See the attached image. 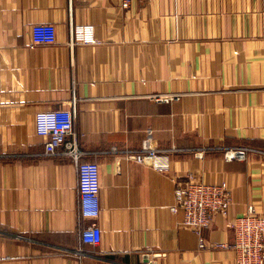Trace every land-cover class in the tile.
I'll list each match as a JSON object with an SVG mask.
<instances>
[{
	"label": "crops",
	"instance_id": "0c3cea01",
	"mask_svg": "<svg viewBox=\"0 0 264 264\" xmlns=\"http://www.w3.org/2000/svg\"><path fill=\"white\" fill-rule=\"evenodd\" d=\"M39 23L53 43H33ZM81 26L93 42L70 46ZM61 108L98 165L97 245L80 242L72 157L36 133ZM145 142L171 150L166 171L128 158ZM241 146L264 152V0H0V264H236L171 207L188 172L226 184L228 214L201 233L232 243L235 217L264 214V153L223 157Z\"/></svg>",
	"mask_w": 264,
	"mask_h": 264
},
{
	"label": "built area",
	"instance_id": "2783aa9c",
	"mask_svg": "<svg viewBox=\"0 0 264 264\" xmlns=\"http://www.w3.org/2000/svg\"><path fill=\"white\" fill-rule=\"evenodd\" d=\"M131 0H121V6L127 8ZM34 44L53 43L56 40L55 27L52 24L32 26ZM93 42L92 27L70 28L69 44ZM177 95L156 96L157 100L169 101ZM35 128L38 136L44 138V156L63 154L71 156L77 172V215L80 224V242L97 245L100 230L94 221L99 213V170L93 161L81 160L84 152L78 148V133L75 129V114L72 109H54L35 114ZM63 148V149H61ZM61 149V151H60ZM168 149L153 148L145 142L139 149L128 151L129 159L137 163H149L159 171H166L169 166ZM249 152L263 151L250 147L223 148L225 160H245ZM175 205L172 211H181L180 226L190 228L198 237V248L222 247L234 252L236 264H264V214L256 212L254 207L235 217L230 227L233 242L206 245L201 230L209 228L216 215L226 216L231 204V194L224 183L207 184L198 181L191 172L184 182L175 185ZM90 220L89 222H87ZM80 251V250H79ZM78 251V253H79Z\"/></svg>",
	"mask_w": 264,
	"mask_h": 264
}]
</instances>
